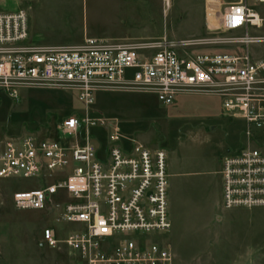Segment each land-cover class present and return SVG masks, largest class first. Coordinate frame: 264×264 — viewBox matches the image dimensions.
<instances>
[{
  "label": "built area",
  "instance_id": "1",
  "mask_svg": "<svg viewBox=\"0 0 264 264\" xmlns=\"http://www.w3.org/2000/svg\"><path fill=\"white\" fill-rule=\"evenodd\" d=\"M205 28L207 36L191 40L86 37L52 46L32 42L26 10H0V92L17 102L23 89L62 90L81 106L56 125L57 139L23 132L0 147V180L40 183L14 192V208H51L56 221L75 227L60 239L45 228L47 248L65 249L73 264H174L172 250L155 238L172 229L166 151L122 137L115 121L90 117L102 92L151 94L165 106L181 95L218 98L222 116L243 123L241 147L221 161L222 208H264V53L250 52L264 45V16L247 0H206ZM228 33L239 35L218 36ZM218 44L243 51H186ZM93 127L112 135L102 143ZM60 194L67 198L56 200Z\"/></svg>",
  "mask_w": 264,
  "mask_h": 264
},
{
  "label": "rangeland",
  "instance_id": "2",
  "mask_svg": "<svg viewBox=\"0 0 264 264\" xmlns=\"http://www.w3.org/2000/svg\"><path fill=\"white\" fill-rule=\"evenodd\" d=\"M220 1L229 4L237 0ZM247 4L264 16V6L253 0ZM21 8L27 10L31 40L36 44H75L84 37L179 41L207 36L205 0H0L2 11ZM187 50L243 51L227 44ZM250 52L262 55L264 45L252 46ZM80 107L74 94L62 90L23 89L17 102L0 92V147L5 137L23 132L47 133L57 139L56 125L79 113ZM90 117L105 124L115 121L122 137L135 139L150 150L164 149L167 162L173 160L180 171L181 175L170 179L177 181L168 199L169 213L176 221L173 233L155 235L158 243L172 250L174 264H264V208L223 210L212 215L222 158L239 150L243 140V123L223 117L218 98L182 96L175 106H165L151 94L102 92L95 95ZM192 128L196 129L190 132ZM90 131L102 143L112 135V130L104 127ZM38 185L34 178L0 180V264L74 263L65 249H49L42 240L47 227L53 228L59 239L75 229L56 221L58 211H18L13 206V192ZM66 198L60 194L56 200Z\"/></svg>",
  "mask_w": 264,
  "mask_h": 264
},
{
  "label": "crops",
  "instance_id": "3",
  "mask_svg": "<svg viewBox=\"0 0 264 264\" xmlns=\"http://www.w3.org/2000/svg\"><path fill=\"white\" fill-rule=\"evenodd\" d=\"M205 4H206V0H205ZM22 9V8H21ZM25 10V9H24ZM27 11V10H26ZM28 21H29V17H28ZM204 27H205V16H204ZM29 35H30V39H31V31L29 29ZM86 37L83 38V40L85 39ZM93 38H96V37H93ZM102 39H108V40H114V39H111V38H102ZM82 40V41H83ZM82 41L78 42V43H75V44H79L81 43ZM150 41V40H148ZM42 45H49V44H42ZM57 45H63V44H57ZM68 45H74V44H68ZM52 46H55V45H52ZM179 97H182L181 96H177L175 98V101L174 103L171 105V106H175V104H177V98ZM194 130H191L190 129V132L192 131H195L196 128H192ZM146 147V146H145ZM156 148H160V147H155L154 149ZM153 150V149H152ZM167 154V152H166ZM166 164H167V174H168V180H169V188H168V199L171 200V194L173 193L174 189H175V184H176V180H172L170 181L171 179V176H178V175H181V173H179L180 171L175 167L174 165V162L173 160H170L169 162H167L166 160ZM168 168L170 169V173H168ZM220 170H221V167H220ZM220 170L218 172V175H219V190H218V195H217V198H216V201L214 203V209L212 210V215H214V213L218 212V211H223V208H222V185H221V176H220ZM172 172V173H171ZM177 180H178V177H176ZM16 192V191H15ZM14 193V192H13ZM12 193V194H13ZM11 194V195H12ZM169 194H170V198H169ZM235 210H239V209H235ZM225 211V210H224ZM231 211H234V210H231ZM227 213V212H226ZM169 217H170V220H171V223H172V229L169 233H173V230H174V226L176 225V221L173 217V214L171 215L169 213Z\"/></svg>",
  "mask_w": 264,
  "mask_h": 264
},
{
  "label": "bare ground",
  "instance_id": "4",
  "mask_svg": "<svg viewBox=\"0 0 264 264\" xmlns=\"http://www.w3.org/2000/svg\"><path fill=\"white\" fill-rule=\"evenodd\" d=\"M166 3H167V0H166Z\"/></svg>",
  "mask_w": 264,
  "mask_h": 264
}]
</instances>
